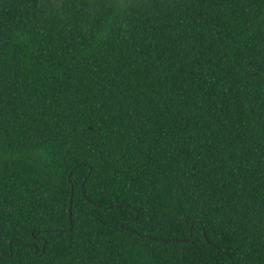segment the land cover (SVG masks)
Segmentation results:
<instances>
[{"label": "trees", "instance_id": "16d2710c", "mask_svg": "<svg viewBox=\"0 0 264 264\" xmlns=\"http://www.w3.org/2000/svg\"><path fill=\"white\" fill-rule=\"evenodd\" d=\"M0 264H264V0H0Z\"/></svg>", "mask_w": 264, "mask_h": 264}, {"label": "water", "instance_id": "95a60500", "mask_svg": "<svg viewBox=\"0 0 264 264\" xmlns=\"http://www.w3.org/2000/svg\"><path fill=\"white\" fill-rule=\"evenodd\" d=\"M68 182H70L69 179H68ZM72 196H73V187L70 186V199H69V206H68V219L71 218V200H72ZM69 230H71V227L67 229V231H69ZM204 238H205V236H204ZM162 241H167V240H163L162 239Z\"/></svg>", "mask_w": 264, "mask_h": 264}]
</instances>
